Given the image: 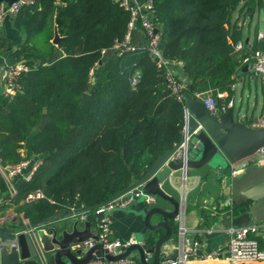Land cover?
I'll use <instances>...</instances> for the list:
<instances>
[{"label": "trees", "instance_id": "16d2710c", "mask_svg": "<svg viewBox=\"0 0 264 264\" xmlns=\"http://www.w3.org/2000/svg\"><path fill=\"white\" fill-rule=\"evenodd\" d=\"M37 3L14 54L27 68L18 78L22 89L0 103L2 161L22 160L20 148L42 161L31 180L16 187L22 199L36 189L44 194L21 209L30 223L102 203L140 180L179 142L184 121L183 104L147 47L113 49L129 22L117 2ZM262 9V0H154L149 20L159 25V47L169 66L182 64L178 72L186 89L189 81L188 94L196 99L210 93L219 107L230 101L234 76L243 68L235 51L243 23L249 25ZM54 30L61 39L56 46ZM257 32L255 26V40ZM257 49L256 40L250 52ZM222 93L227 97L217 98ZM83 94L88 98L81 104ZM0 188L6 192L1 182Z\"/></svg>", "mask_w": 264, "mask_h": 264}, {"label": "water", "instance_id": "95a60500", "mask_svg": "<svg viewBox=\"0 0 264 264\" xmlns=\"http://www.w3.org/2000/svg\"><path fill=\"white\" fill-rule=\"evenodd\" d=\"M2 1L12 4L15 0ZM158 31L159 25L155 24L154 32ZM60 40L54 30L51 43L56 46ZM93 83L94 79L91 80ZM186 83L184 106L187 111L185 123L188 141L187 151L182 158L174 159L172 155L184 142L183 138L169 152L155 159L140 180L102 203L69 212L58 211L36 223L7 227L6 220L0 218V264H89L125 260H135L133 263L138 264H159L163 258L175 260L181 238L179 235L174 237L173 222L180 214L182 203L181 199L168 195L162 188L164 182L170 179V174L178 173L186 178L194 170L201 172L207 169L214 171L220 179L222 171L229 165L254 156L264 147V129H252L241 124L235 119L232 108L217 116H210L202 102L188 94L189 81ZM87 98L88 95L83 94L81 104ZM45 124L46 121L39 126V130ZM223 187L229 189V198L233 204L231 213L222 216L223 227L237 228L264 222V165L250 167L239 177L224 183ZM133 190H139L141 196L135 198L129 207L143 205L137 215L143 218L145 231L152 234L163 230V235L154 243L145 238L147 243H136L121 249L116 256L107 254L99 244L86 248L84 242L96 239L91 231V223L87 220L88 214ZM147 197H152L154 203L162 200L170 208L152 206L145 201ZM92 215L96 222L103 217V214ZM154 216H159L161 220L153 223ZM184 236L191 246L194 235ZM172 241L176 245L173 255L163 256L161 248ZM146 255L151 256L150 263L146 262Z\"/></svg>", "mask_w": 264, "mask_h": 264}, {"label": "built area", "instance_id": "2783aa9c", "mask_svg": "<svg viewBox=\"0 0 264 264\" xmlns=\"http://www.w3.org/2000/svg\"><path fill=\"white\" fill-rule=\"evenodd\" d=\"M118 3L124 11L129 13V22L127 25V32L122 42L116 43L113 49L124 53L127 51H133L135 47L131 45L130 38L131 33L139 29L144 38L145 45L149 50V55L152 60L156 61L157 65L165 68V79L169 90L176 100L183 104L184 108V121L182 126L181 138L184 142L179 146L178 150L172 155L174 159H180L183 154L187 151L186 143L188 137H186V116L187 111L185 109V97L184 91L186 85L181 81L179 72L169 66V62L163 57L159 47V35L154 32V24L149 20V13L152 10L154 0H114ZM264 3V0H262ZM37 4V0H15L12 4L7 2H0V33L3 21L6 17L15 15L20 9L24 7H34ZM257 41L264 40V30H259L256 35ZM243 49L241 43H237L235 46L236 52H241ZM242 64L250 63L253 73L264 81V52L262 50H255L253 52L245 53L242 60ZM27 71L23 66V63L19 66L10 68L7 71L4 95L11 99L18 91L21 90V86L18 83V78L22 72ZM138 74L134 75L129 84L134 87L138 81ZM204 95V96H203ZM222 94H217V98L222 99ZM196 99L200 100L204 105L205 110L210 116H217L231 109L233 104L230 100L228 103H222L219 107L216 105V98L211 94H196ZM252 129H264V107L255 120L246 125ZM41 160L24 157L20 162L16 164H3L0 159V179L4 182L9 192V197H15L17 190L13 184V180L16 178L22 181L28 182L33 177L36 169L41 165ZM264 165V147L260 148L254 156L243 159L235 164L229 165L228 172L226 175H222L223 184L229 182L235 177H239L245 171L252 166ZM183 186L185 178L181 176ZM141 196L139 190H133L128 194L120 196L119 198L111 201L107 205L95 209L92 213L103 214L102 219L97 222V232L95 233L96 239H89L83 243L86 248H90L96 244L101 245L102 249L107 254L116 256L121 252V249H127L131 245L137 243L132 238L121 241L113 238V230L111 227L110 213L112 211L124 210L128 208L135 198ZM44 194L40 189H36L29 192L24 198L23 203L30 205L39 199H43ZM147 203L154 204L152 197L145 199ZM182 209L180 214L175 218V221L180 222L185 205V197H181ZM226 208V213H231L233 204L231 199L228 197L223 200L218 206ZM228 239L224 246L210 250L208 252L199 253V246L194 243L190 246L184 242V231L182 228L179 229V237L181 238L180 247H178V255L175 260H168L163 258L159 264H185L190 258H199L200 260L209 261L212 264H264V247L261 246L260 241H264V222L258 224H249L242 227H230L227 228ZM75 247H78L75 246ZM200 248H202L200 246ZM165 256L164 254H162ZM42 257V254H41ZM151 259L150 255H146V262ZM122 262V261H120ZM120 262H91L89 264H119Z\"/></svg>", "mask_w": 264, "mask_h": 264}, {"label": "crops", "instance_id": "0c3cea01", "mask_svg": "<svg viewBox=\"0 0 264 264\" xmlns=\"http://www.w3.org/2000/svg\"><path fill=\"white\" fill-rule=\"evenodd\" d=\"M37 5L38 3L34 7H24L15 15L6 17L3 21L0 33V103L2 99L11 101L19 92L18 91L11 99L5 97L3 90L6 75L10 68L19 66L20 63L22 64L21 61L16 60L14 54L25 40L24 24L34 10L37 9ZM261 11H264V3ZM260 12L251 16V22ZM251 25V23L248 25L247 21L243 23L244 37L242 40V46L244 52L236 53V57L239 59L243 58L245 53L250 52L255 45L256 40L253 34L254 29H252ZM259 30L260 29L258 28V31ZM130 43L135 48H141L145 45V38L139 29H136L131 33ZM258 43L259 50L262 49L263 51L264 40L260 42L258 41ZM172 65H174L177 71H179L182 66L180 62ZM250 70L252 71L250 63L243 64L242 70L234 76L235 83L231 88L232 96L230 98L233 104L232 109H236L237 111L234 116L235 119L245 126L259 117L264 107V81L257 77L253 71L250 73ZM19 85L21 86L20 83ZM222 95V99L227 97V93H222ZM18 153L22 159L27 156L24 148L18 149ZM28 158L36 160L40 159L39 155H33ZM2 163L6 165L16 164L3 161ZM228 169L229 168L227 167L226 170L222 171L220 179L214 171L203 169L200 172L194 170L190 176L185 178L184 186L181 174H170V179L168 182H164L162 186L163 190L174 198L180 199L182 196L185 197V208L182 217L180 218L181 220L178 223L176 221L173 222L174 237L176 238L177 235H179L178 230L180 228L184 231V235H194V243L198 244L199 253H203L204 251L208 252L222 247L227 242L228 233L226 228L223 227L224 221L222 220L223 214L226 213L224 212L226 211V208L222 211L223 208L218 206L223 200L230 197L229 189L223 187L222 182V175H226ZM21 181V179L16 178L13 180V184L18 188ZM0 182L4 185L6 190V192H1L0 188V218L6 220L5 224L7 227L10 225L30 223L29 220L23 217L21 212V209L27 206L23 203L22 196L16 195L15 197L10 198L8 189L5 187L6 185L1 179ZM224 194L225 198L223 200L220 199ZM152 206L165 209L170 208V205L162 200H157ZM142 207V204H137L124 210L112 211L109 214L112 222L111 227L114 233V239L124 241L128 238H132L134 241H137V243H147V241L144 240L147 238L148 242L154 243L156 239L163 235V230L152 234L145 231L143 218L137 215V212L142 209ZM229 218L230 216L228 219ZM87 220L91 223L92 233L95 234L97 232V222L92 213L88 214ZM152 220L153 223H157L161 219L159 216H154ZM216 221L218 226H215L214 222ZM185 237L186 236H184V242L188 243V240ZM260 244L264 247V241L261 240ZM200 246L202 248H200ZM175 249L176 245L174 241L169 242L161 248V254L172 256ZM134 261L135 260H125L119 264H138L133 263ZM149 262H151V259H149ZM185 264L212 263L200 260L199 258H190Z\"/></svg>", "mask_w": 264, "mask_h": 264}, {"label": "rangeland", "instance_id": "374dc122", "mask_svg": "<svg viewBox=\"0 0 264 264\" xmlns=\"http://www.w3.org/2000/svg\"><path fill=\"white\" fill-rule=\"evenodd\" d=\"M251 27H252V29H254L255 28V26H258V28L260 29V30H264V11H261L258 15H256L254 18H253V20H252V22H251ZM24 66V65H23ZM25 68H26V66H24ZM27 69V68H26ZM250 73H252V71L250 70L249 71ZM234 110V113H237V111H236V109H233ZM225 198V194L220 198V199H224ZM181 199V198H180ZM215 223V226H218V223H217V221L216 222H214Z\"/></svg>", "mask_w": 264, "mask_h": 264}, {"label": "bare ground", "instance_id": "6f19581e", "mask_svg": "<svg viewBox=\"0 0 264 264\" xmlns=\"http://www.w3.org/2000/svg\"><path fill=\"white\" fill-rule=\"evenodd\" d=\"M237 264H240V263H237Z\"/></svg>", "mask_w": 264, "mask_h": 264}]
</instances>
